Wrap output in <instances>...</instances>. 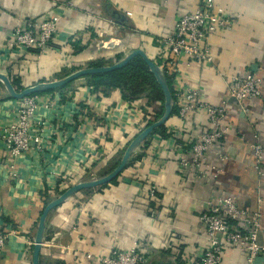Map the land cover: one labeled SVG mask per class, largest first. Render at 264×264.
<instances>
[{"label": "crops", "instance_id": "obj_1", "mask_svg": "<svg viewBox=\"0 0 264 264\" xmlns=\"http://www.w3.org/2000/svg\"><path fill=\"white\" fill-rule=\"evenodd\" d=\"M216 1L236 14L237 23L210 36L212 64L182 57L178 67L181 84L199 89L209 103L227 104L220 147L226 160L219 161L215 152L206 156L219 172L208 166L204 178L182 174L170 138L153 131L142 157L135 159L140 147L112 181L84 189L88 194L78 192L47 214L39 264H96L90 256L106 255L112 247L129 249L137 240L147 256L144 264H190L206 243L199 214L220 190L235 195L246 209L260 208L258 242L264 244V162L256 170L250 149L254 142L264 147V0ZM198 3L0 0V72L27 86L54 80L67 67L114 64L134 49L156 61L159 40L170 33L179 14L194 11ZM56 10L60 19L47 51L40 56L34 49L7 54L5 39L15 27ZM248 72L261 78L262 95L239 104L229 96L225 77ZM63 88L38 96L37 115L47 118L53 130H44L43 149L17 156L6 150L1 136L17 99L0 91V226L9 232L0 264H32L30 242L42 209L58 194L55 190L68 178L75 184L113 169L139 125L164 101L151 100L147 92L128 100L118 88L104 93L83 78ZM46 102L51 108L44 107ZM175 113L165 122L166 131L179 128L186 134L194 129L184 127ZM194 124L207 128L206 117L198 114ZM150 184L156 186L154 198L146 196L144 187ZM152 208L159 211L155 220L148 217ZM220 264L247 260L242 251L226 247Z\"/></svg>", "mask_w": 264, "mask_h": 264}, {"label": "built area", "instance_id": "obj_2", "mask_svg": "<svg viewBox=\"0 0 264 264\" xmlns=\"http://www.w3.org/2000/svg\"><path fill=\"white\" fill-rule=\"evenodd\" d=\"M57 12L59 14L51 13L39 20H27L15 27L5 39L7 54L34 49L37 56H40L47 51L58 28L60 12ZM236 17V14L228 12L216 0H199L195 10L179 14L170 33L159 40L160 55L154 62H158L161 71L171 77L175 114L183 122L184 127L194 126V129L186 134L179 128L167 130L171 145L177 150L178 165L182 174L188 173L187 175L196 178H204L205 168L208 166H211L215 173L219 172L218 166L211 165L206 156L208 152H215L219 161L226 160L224 153L220 152V147L226 133L224 119L227 104L209 103L202 99L199 89L181 84L178 60L185 57L200 65L212 64L214 60L210 51V36L231 29L237 23ZM225 82L229 96L239 104L262 95L261 78L253 73H232L226 75ZM39 95L32 94L17 99L12 117L2 130L4 147L13 156L32 150L40 151L44 147L46 133L44 130L51 128L47 118L37 115ZM44 107L49 109L51 104L46 102ZM76 111L79 109L76 108ZM198 114L206 117L207 128L195 126L194 119ZM152 122L153 117L147 116L145 122L139 125L137 133ZM143 143L144 141L140 147ZM250 149L254 166L260 172L264 162V147L260 142H254ZM8 174L15 175L9 170ZM73 184V180L68 178L64 187L60 189H66ZM144 188L148 198L156 196L155 185L150 184ZM56 195L58 194L53 196ZM148 214V217L155 220L159 211L152 208ZM199 222L206 243L203 251L194 256L190 264H220L222 252L226 247L242 251L247 264H252L256 257L264 255V244L258 242L261 227L260 208L246 209L232 193L220 190L216 199L208 201L199 214ZM8 235L9 232L0 226V256ZM33 243L30 242L32 246ZM90 257L96 264H144L147 261L139 240L133 242L129 249L112 247L106 255Z\"/></svg>", "mask_w": 264, "mask_h": 264}, {"label": "water", "instance_id": "obj_3", "mask_svg": "<svg viewBox=\"0 0 264 264\" xmlns=\"http://www.w3.org/2000/svg\"><path fill=\"white\" fill-rule=\"evenodd\" d=\"M135 56H140L143 61L146 63L148 70L151 72V74L154 76L156 82L161 88V91L163 93L164 101H163V112L161 116L156 119L154 122L148 124L143 130H141L139 133H137L127 144L125 147L118 163L115 165L113 169H111L109 172H107L104 175H101L99 177L91 178L88 180H83L80 182H77L68 188H66L64 191L56 195L54 198H52L42 209L37 224L35 228V234L33 239V248H32V264H39V257H40V251L41 246L43 242V234L45 230V220L47 217V214L56 206L61 204L63 201L69 199L73 195L77 194L78 192L84 190V189H91L95 187H99L101 185H104L110 181H112L128 164L133 152H135L136 149H138L143 141L152 134V132L159 126L164 125L169 116L172 112L173 107V99L172 94L170 92L169 86L166 82L164 73L161 71L159 66L151 60L147 54L141 50V49H134L128 54H126L124 57H122L120 60L115 62L111 65H102V66H87L80 68L78 70H75L68 75L57 78L54 80H47V81H39L35 84L28 85L23 87L21 90H16V88L13 86L12 82L10 81V78L6 75L0 72V83L2 84L4 88V93L6 97L11 99H21L23 97H26L28 95L36 94V93H43L48 90H56L63 88L64 86L68 85L69 83L75 81L78 78L85 77V76H91L95 74L100 73H107L111 72L117 69L122 68L125 66L130 60H132ZM264 261V255L256 257L252 264H262Z\"/></svg>", "mask_w": 264, "mask_h": 264}, {"label": "trees", "instance_id": "obj_4", "mask_svg": "<svg viewBox=\"0 0 264 264\" xmlns=\"http://www.w3.org/2000/svg\"><path fill=\"white\" fill-rule=\"evenodd\" d=\"M102 65H104L103 62L97 61V62L91 63L89 66H102ZM164 76L169 86L170 92L172 94V99H174L171 77L167 75L166 73L164 74ZM8 77L12 80V84L14 87L15 86L20 87L21 85L20 80L18 78H15L16 76L9 74ZM83 79H85V83L93 86L95 89L101 90L104 93L108 92L111 89L118 88L122 91L123 95L128 100H131L134 96H137L141 94L142 92H147L151 100L155 98V99H159L163 101L164 99L160 86L158 85L154 76L148 70L146 63L143 61V59L140 56H135L132 60H130V62H128L125 66H123L120 69L107 72V73H100V74H95L91 76H85ZM62 89H59V90H62ZM59 90H48L43 93L54 92V91H59ZM36 94H42V93H36ZM163 109L164 108L162 105L159 107L158 110H156V113H154V116H153L154 121L161 116ZM175 112H176V108L173 105L171 114ZM153 133H159L163 137H167V136L169 137V133L166 131V128L164 125L157 127ZM151 135H149V137L144 141L143 146L141 147L139 152H137L138 154L136 155L135 159L142 157L143 150L146 148L148 139L150 138ZM117 163H118V160H115L112 166L115 167ZM64 190L65 189L58 190L57 188L55 191L56 193L59 194ZM83 193L88 194L90 193V190H84Z\"/></svg>", "mask_w": 264, "mask_h": 264}, {"label": "rangeland", "instance_id": "obj_5", "mask_svg": "<svg viewBox=\"0 0 264 264\" xmlns=\"http://www.w3.org/2000/svg\"><path fill=\"white\" fill-rule=\"evenodd\" d=\"M85 67H87V66H85ZM80 68H83V67H80ZM80 68H78V67H67V68H65L60 74H59V76H57L58 78H61V77H64V76H66V75H68L69 73H71V72H73V71H75V70H77V69H80ZM82 78H84V77H81V79ZM55 79H57V78H55ZM77 80V79H76ZM83 80H85V79H83ZM10 81L12 82V80L10 79ZM71 83H73V82H71ZM26 85H20V87L19 86H15V88H16V90H21L22 89V87H25ZM28 86V85H27ZM0 91H1V94L3 95H5V93H4V89H3V87L2 86H0ZM6 96V95H5ZM106 172H104V171H102V172H100V173H96V174H94V175H90L87 179H90V178H95V177H99V176H101V175H104Z\"/></svg>", "mask_w": 264, "mask_h": 264}]
</instances>
